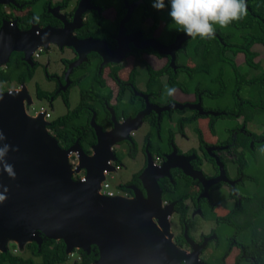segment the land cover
<instances>
[{"label": "flooded vegetation", "instance_id": "flooded-vegetation-1", "mask_svg": "<svg viewBox=\"0 0 264 264\" xmlns=\"http://www.w3.org/2000/svg\"><path fill=\"white\" fill-rule=\"evenodd\" d=\"M110 2L102 9L94 0H0V27L18 32L34 28L47 39L54 36L65 41L70 34L79 41L102 43L105 58L115 62L102 64V56L89 50L85 61L71 67L67 78L65 73L77 61V53L47 44L32 54V66H28L33 72L27 83L37 70L35 59L40 53H51L59 63L50 62L42 69L45 80L52 83L51 90L45 91L49 105L61 99L66 81V91L73 81L91 72L102 81L99 89L110 93L107 102L101 99L103 121L110 124L102 131L111 130L113 120L123 123L111 132L109 140L111 136L114 140L136 126L128 134L129 141L110 147L115 167L123 145L128 147L126 157L130 160L137 152L143 157L141 168L124 184L127 190H119L121 196L132 198L134 189L145 196L138 176L148 154L152 166L159 168L155 174L160 196L168 193L170 197L164 205L172 203L178 229L172 242L185 255L180 264L187 260L264 264V47L248 39L236 44L216 36L217 52H186L182 44L189 38L175 43L183 33L168 16L167 0L163 11L152 7L153 0ZM99 14L101 20L89 17ZM246 46L253 54L250 60L242 51ZM88 47L84 45L81 52ZM206 47L211 49L210 44ZM198 59H205L204 67H197ZM11 84L25 86L0 82L1 92ZM33 84L35 92L39 86ZM166 86L177 89L174 96L164 95ZM90 113L94 121L95 114ZM138 131L139 147L135 139ZM188 131L195 139L186 135ZM183 168L194 176L185 175ZM134 175L137 185L131 183ZM176 202L181 212L175 209ZM39 245L26 242L23 252L14 256L7 244L0 257L16 260L0 259V264H43L33 252ZM63 252L67 255L65 249ZM78 262L79 256L71 264Z\"/></svg>", "mask_w": 264, "mask_h": 264}, {"label": "water", "instance_id": "water-1", "mask_svg": "<svg viewBox=\"0 0 264 264\" xmlns=\"http://www.w3.org/2000/svg\"><path fill=\"white\" fill-rule=\"evenodd\" d=\"M186 38L181 34L175 43L178 45ZM65 39L43 38L41 32L35 33L34 28L18 32L2 25L0 68L11 52L21 53L22 61L32 66V54L39 48H46L47 44L65 46L77 53V61L68 66L65 78L71 67L85 61L84 55L89 50L102 56V64L115 62L105 58L102 43L79 41L70 34ZM84 45L90 46L85 53L81 52ZM66 87L67 81L61 91ZM20 88V91L0 92V130L6 137L5 143L19 149L10 151L6 157L13 165L15 178L10 179L0 172V186L7 188L6 199L0 203V249L3 250L9 240L39 245L42 235L54 241L61 240L67 255L73 250L88 252L93 245L98 254L94 264H180L185 255L169 242L165 234L172 203L160 207V188L155 174L159 168L152 166L148 154L146 166L138 176L145 191L144 197L138 189L133 190L131 199L98 193L103 181L102 171L114 170L107 165V161L115 160L110 145L129 141L128 132L136 126L128 129L122 137L109 140L111 132L123 123L113 120L112 129L102 131L91 117L89 126L94 132L95 143L90 146V154L84 153L76 142L69 149L62 150L45 129L48 123L42 119L43 112L36 117L26 115L23 102L29 105L31 101L23 85ZM71 151L78 152L84 169L83 181L71 179L65 157ZM182 170L185 175L194 176L185 168ZM184 264L197 263L187 260Z\"/></svg>", "mask_w": 264, "mask_h": 264}, {"label": "trees", "instance_id": "trees-1", "mask_svg": "<svg viewBox=\"0 0 264 264\" xmlns=\"http://www.w3.org/2000/svg\"><path fill=\"white\" fill-rule=\"evenodd\" d=\"M111 0H94L96 6L102 9L111 4ZM247 4V15L240 21L230 24L227 28H219L217 26L216 36L221 38L224 42L233 41L236 44H242L243 41L249 40V42H258L264 47V0H246ZM91 19L101 20L100 14L94 17L89 16ZM176 28V25H174ZM215 36V37H216ZM211 40H201L197 38L196 40L188 39L182 44V49L186 52H195L204 55L209 50L218 51L219 43L216 38ZM210 44L211 49L206 47ZM249 46V45H248ZM248 46L244 48L245 54L250 58L253 56L252 53L248 52ZM21 54L17 52H11L8 56L7 62L0 69V82L8 84L14 82L15 84H26L31 76L33 69H31L28 64L24 63L21 58ZM21 58V59H20ZM205 59H198L197 67L205 66ZM264 69V62L263 67ZM99 86L102 87V81L98 80V77L94 76V72L89 73V76L82 78L81 80H75L72 82V86H78L79 88V99L78 103L73 109H69L68 105V90L61 91V100L66 108L64 115L59 116L50 122L45 127L51 136L56 140L59 148L62 150L69 149L75 142L83 150L84 153L89 154V148L95 143V137L92 128L89 126V119L91 116L90 112L95 114L94 122L101 129L107 128L110 124L104 123L103 121V107L101 99L106 102L110 98V93L99 90ZM66 91V92H65ZM35 98L40 100L48 101V93L36 89L34 92ZM54 96V95H53ZM120 102V101H118ZM114 113H116V108H113ZM85 116V121L83 124H78L77 121ZM107 117V116H106ZM149 153L151 151L149 150ZM131 183L137 185L138 181L136 175L132 177ZM126 185H121L118 187L120 191H126ZM167 200L168 193H164ZM177 212H181L179 209V203H175V209ZM41 236V244L38 250L34 247L33 252L37 256L41 257L43 264H59L63 263L68 259V256L64 254L63 249H65L64 243L59 241H54L51 239L44 238ZM48 245H52L51 248ZM79 256V262L75 264H92L96 261L98 254L97 249L91 245L88 252L82 250H76ZM0 259H10L15 261L16 258H11L2 255ZM15 263V262H14ZM13 263V264H14Z\"/></svg>", "mask_w": 264, "mask_h": 264}, {"label": "rangeland", "instance_id": "rangeland-1", "mask_svg": "<svg viewBox=\"0 0 264 264\" xmlns=\"http://www.w3.org/2000/svg\"><path fill=\"white\" fill-rule=\"evenodd\" d=\"M264 51V50H263ZM38 63V67L37 70L35 71L31 82L26 83L25 86H23V89L25 90V92L27 93V95L29 96V99L31 101V103L29 105H27L25 102H23V109L26 113V115H28L29 117H34L37 116V112L39 110V108H42L44 110L45 113L49 114V117L47 120L43 119L44 122L48 123L51 120L62 116L65 114L66 112V108L64 107L62 100L60 98H56L54 100V102L51 103V105H49L47 103L46 100H38L35 98L34 95V84H37L39 86V89L43 92L45 91H50L52 88V83H49L45 80L44 78V72L42 71V69H44L47 64H49L50 62L55 63V65H59L57 57H53V55L51 53H40L39 57H37L35 59ZM60 67H58L57 71H60ZM51 71L48 70V73L50 74ZM106 78V77H105ZM107 82L109 83V79H106ZM109 80V81H108ZM110 84V83H109ZM111 85V84H110ZM11 87H13L14 90L16 91H20L22 90V88H17L15 85L11 84L10 87L6 86L5 87V91H8L9 89H11ZM11 89V90H13ZM2 88L0 89L1 92ZM97 91H100V89ZM79 99V88L78 86H73L69 89L68 91V105H69V109H73ZM85 121V116H83L81 119H79L77 121L78 124H83ZM131 132V130H129L128 134ZM49 133V132H48ZM186 135L190 138V139H195V137L193 138V136L190 135L189 131L186 133ZM195 135V134H194ZM136 142H138V147L140 146V132L138 131L136 133L135 136ZM182 142L183 139H179ZM114 145V144H112ZM110 145V147L112 146ZM190 145H192V143L190 142ZM121 149V153H120V163L119 165H117L115 167L114 161H107V165L111 166L114 168V170L112 172H108L107 170H103L102 171V175H103V181L100 182V185L103 183H106L109 186V191H112L114 193V196H121V192L119 191L118 187L125 184L126 182L129 181V179L131 178V176L133 174H135L142 166L143 163V157L141 155L140 152H137L136 156L134 157V159L130 160L128 157H126V151L128 149L127 146L123 145L120 147ZM90 148H89V154H90ZM88 154V155H89ZM66 163L69 167V171L71 173V179L73 181H83L84 180V169L83 167H81L80 161H79V156H78V152L77 151H71L69 153H66ZM153 163H157L156 160L153 161ZM100 189L98 191L99 195H101L100 193ZM123 195V194H122ZM103 196V195H101ZM124 197V196H121ZM160 204H161V209L165 207V200H167L166 198H163L160 196ZM154 222H157L156 220ZM166 236L167 239L169 240V242L173 245L172 242V237L177 234L178 229L175 223V216L172 215V213L167 216L166 218ZM14 243V244H11ZM7 244H10V251L11 253H13L14 256L19 255L23 252L24 250V245L23 244H18L17 242H12L11 240L7 241L5 246ZM174 246V245H173ZM175 247V246H174ZM176 248V247H175ZM177 249V248H176ZM1 250V249H0ZM13 250H15L13 252ZM181 253H183V251L179 250ZM16 252V253H15ZM184 255V253H183ZM68 259H67V263L71 264L73 261L78 259V255L77 253L74 251H71L68 255Z\"/></svg>", "mask_w": 264, "mask_h": 264}, {"label": "clouds", "instance_id": "clouds-1", "mask_svg": "<svg viewBox=\"0 0 264 264\" xmlns=\"http://www.w3.org/2000/svg\"><path fill=\"white\" fill-rule=\"evenodd\" d=\"M168 16L176 25L177 31L196 40H211L215 37L217 26L227 28L230 24L242 20L247 15L246 0H167ZM152 7L163 11L165 0H153ZM38 21V17L35 18ZM177 89L166 86L164 95L172 97ZM6 137L0 130V172L10 179L15 178L13 165L6 157L10 151L19 149L5 143ZM3 187V186H0ZM7 188L0 192V203L6 199Z\"/></svg>", "mask_w": 264, "mask_h": 264}, {"label": "built area", "instance_id": "built-area-1", "mask_svg": "<svg viewBox=\"0 0 264 264\" xmlns=\"http://www.w3.org/2000/svg\"><path fill=\"white\" fill-rule=\"evenodd\" d=\"M39 51H40V48L36 50V52H39ZM41 112L44 113V115H43V119L47 120L48 117H49V114H48V113H45L44 110H43L42 108H39L37 114H38V113H41ZM99 189L101 190L100 193H101V195H103V196H107V197H112V196H114V193H113L112 191H109V190H108V189H109V186H108L106 183L101 184Z\"/></svg>", "mask_w": 264, "mask_h": 264}, {"label": "bare ground", "instance_id": "bare-ground-1", "mask_svg": "<svg viewBox=\"0 0 264 264\" xmlns=\"http://www.w3.org/2000/svg\"><path fill=\"white\" fill-rule=\"evenodd\" d=\"M114 138V137H113ZM112 136H111V139L113 140ZM128 199H131V198H128Z\"/></svg>", "mask_w": 264, "mask_h": 264}]
</instances>
